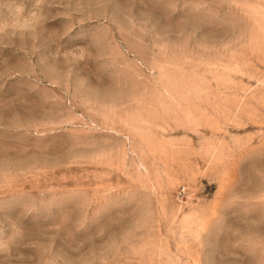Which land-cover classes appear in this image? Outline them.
<instances>
[{
	"label": "rangeland",
	"instance_id": "rangeland-1",
	"mask_svg": "<svg viewBox=\"0 0 264 264\" xmlns=\"http://www.w3.org/2000/svg\"><path fill=\"white\" fill-rule=\"evenodd\" d=\"M0 264H264V0H0Z\"/></svg>",
	"mask_w": 264,
	"mask_h": 264
}]
</instances>
